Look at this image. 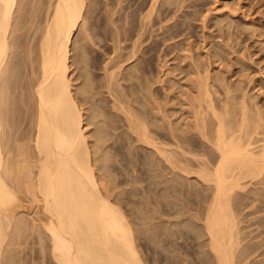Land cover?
Here are the masks:
<instances>
[{"label":"bare ground","instance_id":"6f19581e","mask_svg":"<svg viewBox=\"0 0 264 264\" xmlns=\"http://www.w3.org/2000/svg\"><path fill=\"white\" fill-rule=\"evenodd\" d=\"M157 2L152 1L151 12ZM18 3L22 2L0 0V264L14 259L10 247L27 231L40 233L42 243L48 241L56 264H144L133 223L120 207L106 158L100 155L104 137L95 123L96 111L87 114L84 108L89 93L84 64L83 84L73 83L71 46L86 0L50 4L34 44L26 42L23 82L13 63L14 48L21 43L16 33L25 25L20 17L13 19ZM130 67L136 69L135 64ZM210 79L209 72L197 73L189 94L194 111L188 130L200 141L169 130L178 151L152 133L143 114L129 104L121 109L132 143L151 153L143 160L150 169L157 167L151 171L152 179L166 177L170 169L208 190L201 197L200 211L191 215L200 222L199 234L207 237L204 247L210 261L248 264L252 249L242 246L233 199L245 190L246 182L264 184V113L249 107L246 95L239 105L217 104ZM25 112L30 120L27 138L20 133L17 139ZM91 125L96 126L94 131L89 130ZM197 142L209 146L206 156L192 150ZM159 168L163 170L157 173ZM30 208L41 218L28 216ZM5 246L10 249L2 258Z\"/></svg>","mask_w":264,"mask_h":264},{"label":"rangeland","instance_id":"374dc122","mask_svg":"<svg viewBox=\"0 0 264 264\" xmlns=\"http://www.w3.org/2000/svg\"><path fill=\"white\" fill-rule=\"evenodd\" d=\"M53 1L20 0L15 8L13 19L25 22L16 33L21 45L13 51L22 82L26 45L29 40L34 44ZM152 1L86 0L84 19L71 46L73 83L83 84L84 64L89 74L84 108L87 114L96 111L95 123L104 137L100 155L106 158L120 207L133 223L144 264H213L204 247L207 237L199 234L200 222L191 215L200 211L201 197L208 190L170 169L166 177L152 179L151 171L157 167L151 170L145 165L143 158L150 151L130 140L121 106L129 104L143 114L152 133L175 151L170 129L200 141L188 130L194 111L189 94L197 73L209 72L217 104L239 105L246 95L249 107L264 113V0H158L151 12ZM20 123L16 138L20 133L27 138L28 112ZM197 143L192 150L206 156L209 146ZM246 184L233 199L241 244L252 249L248 264H264V184L254 180ZM28 211V216L41 218L35 210ZM39 234L27 231L18 240L10 235L17 240L10 247L14 259L1 264H56L48 241L42 243ZM6 248L2 258L8 255Z\"/></svg>","mask_w":264,"mask_h":264}]
</instances>
